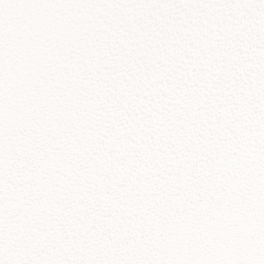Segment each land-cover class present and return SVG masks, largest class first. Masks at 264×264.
Returning <instances> with one entry per match:
<instances>
[{"label":"snow or ice","instance_id":"6c2138e0","mask_svg":"<svg viewBox=\"0 0 264 264\" xmlns=\"http://www.w3.org/2000/svg\"><path fill=\"white\" fill-rule=\"evenodd\" d=\"M0 264H264V0H0Z\"/></svg>","mask_w":264,"mask_h":264}]
</instances>
